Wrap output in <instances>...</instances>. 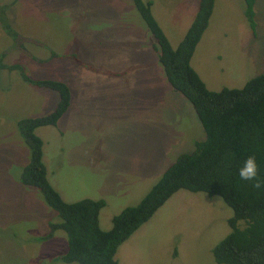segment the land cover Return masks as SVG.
Returning a JSON list of instances; mask_svg holds the SVG:
<instances>
[{"label":"rangeland","instance_id":"1","mask_svg":"<svg viewBox=\"0 0 264 264\" xmlns=\"http://www.w3.org/2000/svg\"><path fill=\"white\" fill-rule=\"evenodd\" d=\"M153 1L177 46L201 0ZM4 11L26 42L15 46L0 21V264H79L55 260L68 250L64 230L50 237L61 218L21 182L30 148L17 122L48 114L59 101L57 91L31 84L23 73L71 88L58 124L37 130L48 178L67 202L105 199V229L206 134L193 104L165 81L156 40L133 0H0ZM255 21L256 32L244 0H216L192 60L211 90L240 88L264 73V0H256ZM231 213L220 196L181 189L121 245L118 262L219 264L213 248L228 232Z\"/></svg>","mask_w":264,"mask_h":264},{"label":"trees","instance_id":"2","mask_svg":"<svg viewBox=\"0 0 264 264\" xmlns=\"http://www.w3.org/2000/svg\"><path fill=\"white\" fill-rule=\"evenodd\" d=\"M145 28L156 40L158 62L167 83L192 104L205 131V139L195 142V150L181 154L165 170L140 202L115 214L111 228L101 226L105 199L85 198L67 202L51 184L44 161V141L38 134L43 126L57 125L72 101L69 85L57 79H24L59 94L56 108L48 114L20 118L17 132L30 148V160L23 167L21 182L38 190L61 222L51 224L68 236V250L56 261L79 264H119L116 255L121 245L149 221L176 192L186 189L220 196L232 210L228 232L213 248L219 264H264V187L241 180L238 169L248 156H255L258 178L264 183V73L249 79L243 87L211 90L193 65V56L210 25L216 0H201L199 10L177 46L157 20L153 0H133ZM245 14L256 32V0H244ZM7 12L0 21L25 48L26 40L13 29ZM144 29V27H142ZM24 41V43H23ZM159 67V65H157ZM12 68L21 65L14 64ZM160 68V67H159ZM49 238V237H48Z\"/></svg>","mask_w":264,"mask_h":264},{"label":"clouds","instance_id":"3","mask_svg":"<svg viewBox=\"0 0 264 264\" xmlns=\"http://www.w3.org/2000/svg\"><path fill=\"white\" fill-rule=\"evenodd\" d=\"M158 56V55H157ZM241 180L254 181L253 186L257 189L264 187V183L258 178V165L255 156H248L238 169Z\"/></svg>","mask_w":264,"mask_h":264},{"label":"crops","instance_id":"4","mask_svg":"<svg viewBox=\"0 0 264 264\" xmlns=\"http://www.w3.org/2000/svg\"><path fill=\"white\" fill-rule=\"evenodd\" d=\"M144 196V195H143ZM142 199V198H141Z\"/></svg>","mask_w":264,"mask_h":264}]
</instances>
